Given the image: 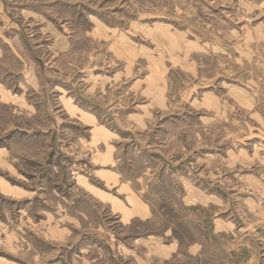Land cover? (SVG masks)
Here are the masks:
<instances>
[{"label": "rangeland", "instance_id": "1", "mask_svg": "<svg viewBox=\"0 0 264 264\" xmlns=\"http://www.w3.org/2000/svg\"><path fill=\"white\" fill-rule=\"evenodd\" d=\"M0 264H264V0H0Z\"/></svg>", "mask_w": 264, "mask_h": 264}]
</instances>
